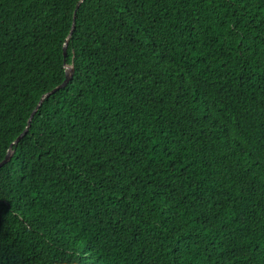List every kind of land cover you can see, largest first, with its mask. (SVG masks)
<instances>
[{
	"label": "trees",
	"instance_id": "trees-1",
	"mask_svg": "<svg viewBox=\"0 0 264 264\" xmlns=\"http://www.w3.org/2000/svg\"><path fill=\"white\" fill-rule=\"evenodd\" d=\"M78 1L0 0V264H264V0Z\"/></svg>",
	"mask_w": 264,
	"mask_h": 264
},
{
	"label": "water",
	"instance_id": "water-1",
	"mask_svg": "<svg viewBox=\"0 0 264 264\" xmlns=\"http://www.w3.org/2000/svg\"><path fill=\"white\" fill-rule=\"evenodd\" d=\"M83 0H79L76 4V8H78L79 4L82 2ZM74 14H75V10H74ZM74 24H75V20H74V16H73V19H72V23H71V27H70V30L67 34V36L65 37L64 39V42H63V45H62V50H63V56L65 57L66 55V48H67V43H68V39L69 37L71 36L72 34V31H73V28H74ZM63 66H64V69H65V74H64V79L58 84L56 85L55 87H53L51 90L43 93L37 104L35 105V107L33 108V110L31 111L28 119H27V122H26V125L24 127V129L16 136V138L12 141L11 145L12 144H16L22 137L24 134H26V132L28 131V127H29V124L31 122V119L34 115V113L36 112L37 108L40 106V104L42 103V101L48 97L49 95L53 94L54 92H56L57 90L63 88L66 86V84L71 80L72 76H73V66L70 64H66L65 63V59L63 60ZM13 153V150H11L10 148H8L4 158L0 161V167L2 165H4L11 157Z\"/></svg>",
	"mask_w": 264,
	"mask_h": 264
}]
</instances>
